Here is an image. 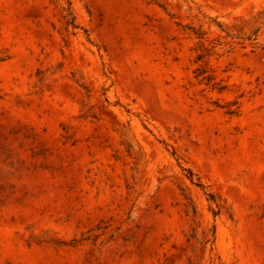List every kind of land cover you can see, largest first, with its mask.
<instances>
[{
    "label": "rangeland",
    "instance_id": "rangeland-1",
    "mask_svg": "<svg viewBox=\"0 0 264 264\" xmlns=\"http://www.w3.org/2000/svg\"><path fill=\"white\" fill-rule=\"evenodd\" d=\"M0 264H264V0H0Z\"/></svg>",
    "mask_w": 264,
    "mask_h": 264
},
{
    "label": "trees",
    "instance_id": "trees-1",
    "mask_svg": "<svg viewBox=\"0 0 264 264\" xmlns=\"http://www.w3.org/2000/svg\"><path fill=\"white\" fill-rule=\"evenodd\" d=\"M61 8H62V10L66 13V16L69 18H73L72 17V12H71V7H70V4H69V2H62V4H61ZM72 25V27L73 28H76V26L74 25V24H71ZM200 187H202V186H200Z\"/></svg>",
    "mask_w": 264,
    "mask_h": 264
}]
</instances>
